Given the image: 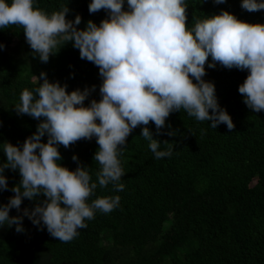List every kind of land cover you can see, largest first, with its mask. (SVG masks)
Wrapping results in <instances>:
<instances>
[{
    "label": "trees",
    "instance_id": "trees-1",
    "mask_svg": "<svg viewBox=\"0 0 264 264\" xmlns=\"http://www.w3.org/2000/svg\"><path fill=\"white\" fill-rule=\"evenodd\" d=\"M90 3L34 0V6L48 14L68 7L66 19L79 15L81 30L89 20L99 26L108 18L104 10L90 14ZM185 3L189 28L194 20L222 11L249 24H264V10L248 12L242 9V0ZM0 44L4 46L0 49V144L22 146L36 132L40 121L18 115L14 107L24 89L34 90L43 82L35 78L42 72L49 82L67 85L69 93L95 86L85 106L101 99L98 67L81 59L71 42L61 46L47 63L34 56L18 25L0 29ZM205 70L203 79L214 83L218 103L231 116L233 130L225 124L213 129L210 121H197L183 109L173 112L161 130L165 134L156 135L155 124L148 125L154 139L170 143L161 144L158 150L172 148L170 156L157 159L149 141L141 136L142 126H138L118 157L124 176L104 188L97 180L101 166L93 159L99 148L95 138L82 139L68 149L59 146L61 166L74 171L78 163L72 157L76 155L87 167L91 182L97 183L89 203L119 196V204L109 213L97 210L94 219H86L87 226L77 229L78 234L67 242L53 238L27 217L21 233L15 225L5 224L0 227V264H264V111L250 110L238 92L247 70L219 64L215 69L206 64ZM169 131L175 135H167ZM42 142H47V136ZM4 162L0 148V163ZM4 175L9 189L20 183L18 170L6 169ZM117 183L124 185L122 191H116ZM13 195L10 190L0 192V205L7 204ZM42 199H24L21 211L12 209L9 215H22L23 209L32 210Z\"/></svg>",
    "mask_w": 264,
    "mask_h": 264
},
{
    "label": "clouds",
    "instance_id": "clouds-1",
    "mask_svg": "<svg viewBox=\"0 0 264 264\" xmlns=\"http://www.w3.org/2000/svg\"><path fill=\"white\" fill-rule=\"evenodd\" d=\"M126 2L127 10L125 0H91L89 13L104 10L108 18L99 26L89 20L81 30L79 15L66 19L68 7L48 14L35 7L34 0H0V29L22 27L26 43L41 62L47 63L61 46L71 42L80 58L97 66L102 77L101 99L91 100L88 106L85 100L95 86L69 93L67 85L49 82L43 72L35 77L43 81L37 88L21 92L15 111L40 123L22 146L0 144L6 157V162L0 163V192L14 193L7 204L0 205V227L15 225L21 233L27 217L53 238L67 242L78 234L77 229L87 226L86 219H94L97 210L109 213L118 206L119 196L88 202L97 183L91 182L87 167L76 155L72 157L78 163L74 171L61 166L59 146L68 149L82 139L95 138L99 148L93 159L101 166L97 180L104 188L124 176L118 157L138 126H142L141 136L149 141L157 159L170 156L172 148L158 150L161 144L170 143L154 139L148 125L155 124L156 135L165 134L161 130L173 112L183 109L197 121H210L213 129L225 124L233 130L231 116L218 103L214 83L203 79L206 64L212 69L219 64L247 70L238 92L250 110L264 111V24H249L222 11L194 20L189 28L185 0ZM241 7L257 12L264 10V2L242 0ZM3 47L0 44V49ZM166 134L175 135L172 131ZM45 136L46 143L42 142ZM6 169L18 170L21 177L11 189ZM123 188L122 183L116 184V191ZM37 197L43 199L32 210L25 208L22 215H9L12 209L21 211L24 199Z\"/></svg>",
    "mask_w": 264,
    "mask_h": 264
},
{
    "label": "rangeland",
    "instance_id": "rangeland-1",
    "mask_svg": "<svg viewBox=\"0 0 264 264\" xmlns=\"http://www.w3.org/2000/svg\"><path fill=\"white\" fill-rule=\"evenodd\" d=\"M16 43H17V41L14 40V41H13V45H15Z\"/></svg>",
    "mask_w": 264,
    "mask_h": 264
}]
</instances>
